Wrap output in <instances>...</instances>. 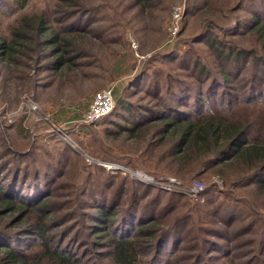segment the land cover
I'll return each mask as SVG.
<instances>
[{
    "label": "rangeland",
    "instance_id": "rangeland-1",
    "mask_svg": "<svg viewBox=\"0 0 264 264\" xmlns=\"http://www.w3.org/2000/svg\"><path fill=\"white\" fill-rule=\"evenodd\" d=\"M56 2L28 0L23 8L0 0V38L22 15L53 12ZM80 2L83 9L58 24L79 18L77 26L88 27L67 74L50 68L48 47L30 53L34 58H24L13 72L0 58V177L6 192L18 181L19 192L35 203L40 190L54 209L47 234L52 245L85 264L111 261L113 225L98 218L99 207L117 203L126 218L134 194L139 209L159 215L160 228L184 227L176 250L168 255L170 241L159 254L170 264H193L200 254L201 264H264V191L256 182L244 185L248 171L242 163L210 167L202 163L205 156L180 161L170 140L153 135V123L140 138L117 125L132 126L169 107L181 116L221 110L248 123L250 137H264V38L250 31L256 14L264 19V0ZM240 50L252 55L234 61ZM111 85L116 102L128 103L130 112L121 105L113 115L86 123L85 108ZM195 182L202 188L193 193ZM21 205L9 216L0 210V239L36 255L44 251L40 236L27 231L36 206L27 205L32 210L26 216ZM228 210L238 215L233 223H226ZM207 239L228 253L207 255ZM153 257V249L146 250L144 258Z\"/></svg>",
    "mask_w": 264,
    "mask_h": 264
},
{
    "label": "trees",
    "instance_id": "trees-1",
    "mask_svg": "<svg viewBox=\"0 0 264 264\" xmlns=\"http://www.w3.org/2000/svg\"><path fill=\"white\" fill-rule=\"evenodd\" d=\"M15 1L20 2L21 7L24 8L28 0ZM80 1L82 0H57L53 12L44 11L42 13L24 14L12 23L10 35L0 38V58L6 64L8 70L13 72L20 64H23L24 58H34L30 53H35L39 49L43 51L48 47L50 50L47 52L46 58H52L50 68L61 75L71 71L76 66L75 61L81 55V53H78L83 50L82 42L85 41V33L88 31V27L77 26L78 22L82 23V19L79 18L71 21L67 26L58 24L62 23L65 17L76 14L77 9L78 11L83 9L84 6L81 7L83 2ZM150 1L137 0L139 3ZM56 13H61L60 15L64 16L59 17L57 15V18H54ZM250 31L264 38V19L259 14L255 15ZM215 40V38H212V43H215ZM231 53L227 52L224 55L223 52H220L219 55L229 59L232 56ZM250 55H252V52L240 50L235 54L234 61H246ZM44 58L45 56L40 53L38 59ZM225 73L228 74L229 72L225 70ZM121 105L123 109H130L128 103L119 99L113 111L102 119L113 115L115 110L119 108L118 106ZM170 111H173V108L159 110L158 115L144 118L141 122L134 121L132 126L117 125L130 137L139 136L140 138L150 129L148 123H153L157 130L153 132V135H162L170 140V150L173 155L178 156L177 158L180 161L205 156L202 163L208 164L210 167L221 164L226 166L233 160L239 161L243 164L241 166L245 171H248L244 179V185L251 186L256 182V186L264 191V137L260 134L250 137L252 131L248 123L233 119L221 110L200 113L199 116L175 115L170 114ZM3 184V179L0 177L1 213L9 216L15 210L19 211L20 203H22L21 206L25 209L23 211L24 215L30 216L32 209L26 206H36L32 210L34 220L27 231L40 236L44 251L38 253L40 255H30L22 250L15 249L12 241H6L3 238V240L0 239V264H85L78 256L60 250V247L56 244L52 245L53 239L47 234L53 226L48 218L54 209L46 202L44 195L39 196L40 190L36 189V202L31 203L32 200H27L24 194L19 192L20 187L17 188L16 186L18 181L12 183L11 186L14 190L9 191V193L6 192L5 184ZM135 195L133 196L135 197ZM19 196L22 197L21 200ZM133 198L134 206L130 209L126 218H123V213L120 215L122 211L117 210V203L107 207L101 205L98 209V218L102 222L113 225L109 233L111 237L109 240L111 246V261L109 264H170L169 258H161L159 254L166 251L170 241L173 242V246L168 250V255L176 250L183 241L182 230L184 227L180 224L177 226V230H174L173 225L166 229L160 228L159 215L150 212L152 209H139V206L136 205L138 203ZM227 214H232V216H230L231 220L226 223H233L238 219V215L230 213L229 210ZM116 222H119L118 225L115 224ZM11 237L9 236V238ZM222 237L226 236L223 235ZM205 245V253L209 256L213 255L214 251H220L223 254L228 253L215 240L207 239ZM152 249L155 258L146 260L144 258L146 250L148 252ZM204 260L205 254H200L193 264H201ZM228 264L237 263L232 259Z\"/></svg>",
    "mask_w": 264,
    "mask_h": 264
},
{
    "label": "built area",
    "instance_id": "built-area-1",
    "mask_svg": "<svg viewBox=\"0 0 264 264\" xmlns=\"http://www.w3.org/2000/svg\"><path fill=\"white\" fill-rule=\"evenodd\" d=\"M116 98H115V86L111 85L106 89L99 92L96 96H94L84 112V119L86 123H95L100 121L103 117L111 113L115 107ZM37 105L33 104L30 109L36 111ZM64 139H67L64 137ZM75 148V146L72 144ZM202 188L200 182H195L192 189H190L193 193L198 192Z\"/></svg>",
    "mask_w": 264,
    "mask_h": 264
}]
</instances>
